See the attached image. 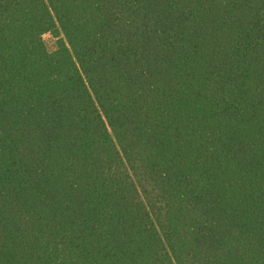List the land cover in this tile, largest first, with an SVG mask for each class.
Segmentation results:
<instances>
[{
  "label": "trees",
  "instance_id": "1",
  "mask_svg": "<svg viewBox=\"0 0 264 264\" xmlns=\"http://www.w3.org/2000/svg\"><path fill=\"white\" fill-rule=\"evenodd\" d=\"M0 264H264V0H0Z\"/></svg>",
  "mask_w": 264,
  "mask_h": 264
},
{
  "label": "rangeland",
  "instance_id": "2",
  "mask_svg": "<svg viewBox=\"0 0 264 264\" xmlns=\"http://www.w3.org/2000/svg\"><path fill=\"white\" fill-rule=\"evenodd\" d=\"M45 41H46V43H47V45H48V48H49L50 50H53V48H54V46H55V39L53 38V36L50 35V34H47V35L45 36Z\"/></svg>",
  "mask_w": 264,
  "mask_h": 264
}]
</instances>
